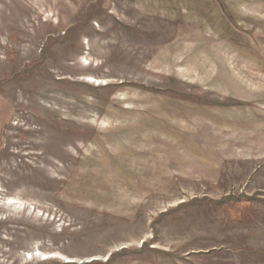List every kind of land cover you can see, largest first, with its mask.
I'll use <instances>...</instances> for the list:
<instances>
[{
	"label": "rangeland",
	"instance_id": "1",
	"mask_svg": "<svg viewBox=\"0 0 264 264\" xmlns=\"http://www.w3.org/2000/svg\"><path fill=\"white\" fill-rule=\"evenodd\" d=\"M0 264H264V0H0Z\"/></svg>",
	"mask_w": 264,
	"mask_h": 264
}]
</instances>
